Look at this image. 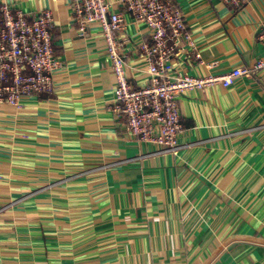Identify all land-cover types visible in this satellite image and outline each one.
<instances>
[{"label":"crops","instance_id":"obj_1","mask_svg":"<svg viewBox=\"0 0 264 264\" xmlns=\"http://www.w3.org/2000/svg\"><path fill=\"white\" fill-rule=\"evenodd\" d=\"M172 1L201 55L181 47L174 71L223 73L264 57V0ZM19 6L52 11L61 65L54 93L0 105V264H264V70L184 94L179 148L160 151L108 111L116 81L100 25L78 32L69 0ZM124 17L138 86L149 31Z\"/></svg>","mask_w":264,"mask_h":264},{"label":"built area","instance_id":"obj_2","mask_svg":"<svg viewBox=\"0 0 264 264\" xmlns=\"http://www.w3.org/2000/svg\"><path fill=\"white\" fill-rule=\"evenodd\" d=\"M234 9L246 0H222ZM20 0H0V105L21 108L26 98L52 94L54 73L61 62L55 50V19L45 9L27 12ZM78 32L85 34L93 24L103 32L106 52L115 77L113 101L108 111L126 136L156 145L160 151H176L182 130L179 102L187 92L212 86H233L239 78L264 70V57L251 66H240L223 73L186 74L173 70L172 59L185 45L200 59L185 17L172 0H121L124 13L114 12L107 0H69ZM125 15L148 29L137 52L147 62L149 79L134 85L129 77L128 56L120 32ZM258 40L264 47V29ZM208 69L218 62L205 63Z\"/></svg>","mask_w":264,"mask_h":264}]
</instances>
